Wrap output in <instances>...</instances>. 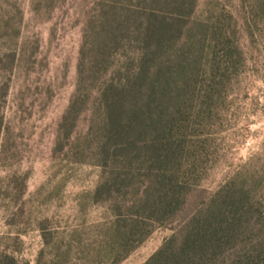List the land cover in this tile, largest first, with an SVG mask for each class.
Returning a JSON list of instances; mask_svg holds the SVG:
<instances>
[{"label": "trees", "instance_id": "obj_1", "mask_svg": "<svg viewBox=\"0 0 264 264\" xmlns=\"http://www.w3.org/2000/svg\"><path fill=\"white\" fill-rule=\"evenodd\" d=\"M196 6L197 0H98L86 22L77 65L82 87L58 124L57 141L69 140L93 96L87 137L100 175L90 199L110 211L102 224L110 263L170 221L209 162L206 129L239 54L226 17L194 20ZM254 8L264 14V0ZM16 58L15 47L0 53V103ZM239 180L234 175L220 185L181 236L165 238L143 264H264V197ZM64 246L61 258L72 248ZM100 253L94 264H107ZM0 264L25 263L0 251Z\"/></svg>", "mask_w": 264, "mask_h": 264}, {"label": "rangeland", "instance_id": "obj_2", "mask_svg": "<svg viewBox=\"0 0 264 264\" xmlns=\"http://www.w3.org/2000/svg\"><path fill=\"white\" fill-rule=\"evenodd\" d=\"M97 3L0 0V53L17 49L0 103V251L13 253L21 263L94 264L100 250L107 264H143L165 238L180 237L185 222L230 177L239 176L264 197V14L254 8L255 0H197L194 20L226 17L239 54L206 129L209 162L170 221L110 263L102 225L110 211L90 199L100 175L87 137L96 115L93 96L69 140L57 141L58 124L82 87L79 52ZM66 243L72 248L61 258Z\"/></svg>", "mask_w": 264, "mask_h": 264}]
</instances>
